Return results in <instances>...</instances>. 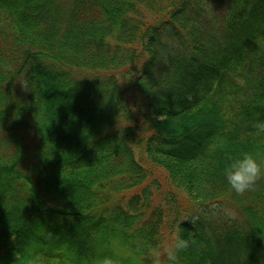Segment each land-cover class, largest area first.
I'll list each match as a JSON object with an SVG mask.
<instances>
[{
	"label": "trees",
	"instance_id": "16d2710c",
	"mask_svg": "<svg viewBox=\"0 0 264 264\" xmlns=\"http://www.w3.org/2000/svg\"><path fill=\"white\" fill-rule=\"evenodd\" d=\"M257 121L264 0H0V264H264Z\"/></svg>",
	"mask_w": 264,
	"mask_h": 264
},
{
	"label": "clouds",
	"instance_id": "9594fccd",
	"mask_svg": "<svg viewBox=\"0 0 264 264\" xmlns=\"http://www.w3.org/2000/svg\"><path fill=\"white\" fill-rule=\"evenodd\" d=\"M254 127L258 134L264 133V122L257 121ZM223 175L232 190L244 193L253 189L257 180L264 177V160L251 152H242L230 158L223 168ZM195 219L191 218V222H195ZM189 244L190 241L181 235L180 225H176L175 238L167 249V264H180L178 254L181 250L187 249ZM153 254L159 256L160 252L153 249ZM93 264H119V261L115 256L103 255L97 257Z\"/></svg>",
	"mask_w": 264,
	"mask_h": 264
},
{
	"label": "rangeland",
	"instance_id": "374dc122",
	"mask_svg": "<svg viewBox=\"0 0 264 264\" xmlns=\"http://www.w3.org/2000/svg\"><path fill=\"white\" fill-rule=\"evenodd\" d=\"M157 179L163 184V178L161 176H158Z\"/></svg>",
	"mask_w": 264,
	"mask_h": 264
}]
</instances>
